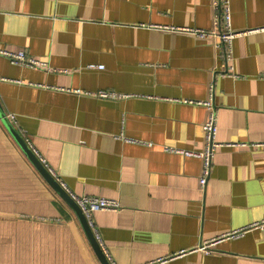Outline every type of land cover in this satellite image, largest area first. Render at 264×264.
Instances as JSON below:
<instances>
[{
	"label": "crops",
	"instance_id": "0c3cea01",
	"mask_svg": "<svg viewBox=\"0 0 264 264\" xmlns=\"http://www.w3.org/2000/svg\"><path fill=\"white\" fill-rule=\"evenodd\" d=\"M228 1L232 30L264 29V0ZM218 15L214 0H0V49L49 68L0 54L2 107L69 194L119 202L93 214L111 264H264L260 229L195 250L264 220V32L228 61L219 38L169 29L218 34ZM211 97L224 145L203 190L202 160L167 150H205ZM0 264H101L1 121Z\"/></svg>",
	"mask_w": 264,
	"mask_h": 264
},
{
	"label": "built area",
	"instance_id": "2783aa9c",
	"mask_svg": "<svg viewBox=\"0 0 264 264\" xmlns=\"http://www.w3.org/2000/svg\"><path fill=\"white\" fill-rule=\"evenodd\" d=\"M214 7L219 14L215 21V27L216 28L218 27L221 29L218 34L216 31L212 33H208L204 30L191 29V28H169V29L188 32L200 38H206L211 35H213V37L219 38L221 41L220 45L225 48L226 56L229 61L230 60L229 56L232 52V44H233L234 39L240 36L247 35L249 33L260 32V31L264 32V29H261L260 31L256 30V31H247V32H235L231 28V10L229 6V1L228 0H214ZM0 54L9 58L13 63H16V64H22L30 68H41V69L46 68L49 70V68H47V65L45 63L40 62L39 60H36L32 57H29L22 51L14 53V52L0 49ZM89 68L103 70L104 66L91 64ZM212 90H213V87H211V91ZM96 95L101 98H113V99H123L126 97L125 95L114 94V93L105 92V91H101ZM200 104L206 106L209 111L208 120L203 127L204 132H205V137H206L205 150L203 152L198 153V152L187 151V150H173L169 148L167 151H170V152L175 151L186 157L199 158L200 160H202L203 167H202V174L200 177V185H201V188L205 190L208 180L211 176L213 158H214L215 152L218 148L223 147L224 144H221L217 142L216 140V136L218 132L217 113L214 108V102H213L212 97L209 100L202 102ZM8 118L10 119L11 122L15 120V117L11 115L8 116ZM41 162L45 163V160H42ZM44 166L46 167L48 171L51 172V175L60 183V185L63 188H65L64 184L54 174V172L47 166V164H44ZM71 197L77 203L79 208L82 210L88 222V225L92 229L95 237H96V228H95V224L93 220V214L98 211H118L119 209H121V205L119 204L118 201H115V200L97 198V197H89V196L76 197L74 195H71ZM251 229L264 230V220L262 222L252 224L251 226L247 228H243L241 230H237L232 233H229L220 238L211 240L209 242H204V244H202L199 248L195 250H200L204 253L210 254L211 252L214 251L217 244L221 242L222 240L235 239V238L241 237L248 230H251ZM186 253L187 252L182 251L180 252L179 255L171 256L165 259H160L158 263L168 262L175 258L184 256L186 255Z\"/></svg>",
	"mask_w": 264,
	"mask_h": 264
},
{
	"label": "water",
	"instance_id": "95a60500",
	"mask_svg": "<svg viewBox=\"0 0 264 264\" xmlns=\"http://www.w3.org/2000/svg\"><path fill=\"white\" fill-rule=\"evenodd\" d=\"M0 121L5 126L13 140L21 148L23 153L27 156L32 165L38 170L42 175L44 180L49 184V186L54 190V192L69 206L77 217L83 232L94 250L98 260L101 264H111L107 259L104 251L102 250L100 244L98 243L92 229L89 227L88 222L79 208L77 203L72 199L71 195L60 185V183L51 175V173L46 169V167L40 162L38 157L34 154L33 150L29 147L23 135L15 128L13 123L8 118L6 112L4 111L2 104L0 102Z\"/></svg>",
	"mask_w": 264,
	"mask_h": 264
}]
</instances>
